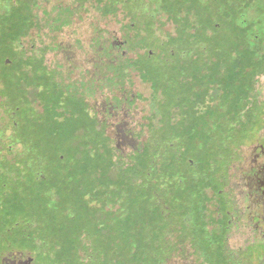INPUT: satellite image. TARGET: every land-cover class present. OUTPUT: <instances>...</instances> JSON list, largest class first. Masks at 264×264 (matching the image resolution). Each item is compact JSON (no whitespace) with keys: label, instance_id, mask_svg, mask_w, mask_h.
Wrapping results in <instances>:
<instances>
[{"label":"trees","instance_id":"obj_1","mask_svg":"<svg viewBox=\"0 0 264 264\" xmlns=\"http://www.w3.org/2000/svg\"><path fill=\"white\" fill-rule=\"evenodd\" d=\"M93 1L102 7L104 16H115L126 4V27L137 31V41L147 58L154 60L161 55L164 64L167 61L168 67H175L170 72L163 70L166 74L161 80L157 73L151 74L156 64L146 72L155 94V127L161 128V140L168 142L170 151V156L161 162L158 180L168 184L186 181L191 177L184 172L181 175L180 170L187 172V167L194 168L193 165L209 167L214 158H230L241 145L257 137L264 118V97L258 80L264 73V33L256 31L261 23L256 15L262 12L256 11L258 0ZM36 6L37 0H15L14 21L7 16L0 19L1 69H10L6 62H12L22 52L18 50L22 39L38 19ZM56 12L62 22L65 19L70 23L71 15ZM165 21L172 24V31L164 29ZM222 38L226 46L221 44ZM162 43L168 45L166 52L160 47ZM182 44L186 50L178 57L176 48ZM236 44L235 52L232 47ZM1 78L5 79L3 93L7 94L8 75ZM169 89L174 90L170 97L173 105L165 107ZM73 108L74 104L65 99L63 122L43 127L48 133L42 141L55 149L43 148L26 137L27 125L21 124L23 136L16 140L23 150L20 163L32 173L41 171L46 184L35 191L28 185L23 195L13 196L12 205L6 207L12 215L7 222L20 221L36 229L37 237L46 246L48 264H141L145 256L155 262V219L158 216L159 228L165 229L166 216L163 212L155 216V206L149 201L153 194L146 186L147 194L138 200V185L128 181L127 171L133 163L116 160L104 128L82 100L77 108L83 125L80 123L77 129L69 126L75 114ZM91 134L96 135V142L90 141ZM50 151L57 155L54 169H64L63 173L57 170L55 174L43 166V155ZM94 158L102 161L94 165ZM148 166L142 164L138 172L148 182L146 185L155 186V174H148L154 170ZM129 182L136 195L129 193ZM133 197L132 203L144 204L134 213L138 216H131L128 210V198ZM120 204L125 205L124 209L118 207ZM145 207L149 210L141 213ZM114 213L119 215L112 216ZM128 230L135 234H128ZM165 236L164 232L160 234L163 245ZM168 254L164 251L163 260Z\"/></svg>","mask_w":264,"mask_h":264},{"label":"flooded vegetation","instance_id":"obj_2","mask_svg":"<svg viewBox=\"0 0 264 264\" xmlns=\"http://www.w3.org/2000/svg\"><path fill=\"white\" fill-rule=\"evenodd\" d=\"M5 1L0 0V19L7 16L13 22L15 0H8V4ZM55 1L50 9L71 15L70 23L63 28H72L76 19L83 17L80 13L88 2ZM49 2L37 0V11L47 10ZM124 12L119 8L114 16L118 28H93L86 41L76 38L66 45L55 40V49L47 52L37 51L35 46L25 50L20 45L18 50L22 52L12 62H6L11 68H0V264H48L46 246L37 237L36 229L20 221L7 222L12 215L6 212V204L16 194H24L27 175L33 177L32 184L41 188L46 184L41 171L32 173L20 163L23 150L16 140L23 136L22 123L33 131L47 124H61L65 115L64 100H70L74 107L82 100L114 145L116 160L133 163V159L149 155L146 140L150 133L141 120L143 102L148 100L152 89L141 80L139 73L131 71L135 58L147 52L141 47L137 51L128 47L138 35L135 29L124 24L120 17L122 14L126 18ZM256 31L263 32V29L258 27ZM149 56L152 57V52ZM5 73L10 83L7 94L3 93L5 79L1 78ZM262 78L264 73L258 76L260 91ZM73 83L86 88L79 94L63 87ZM25 136L31 138L32 134ZM154 166L158 172V163L148 168L154 170ZM193 167H187L192 189L187 180L169 182L171 192L175 187H185L188 198L180 200L178 205L171 203L174 207L168 216H185L183 225L186 226L191 224L188 216H199L208 237L221 236L223 241L233 234L254 241L255 245H264V118L257 137L241 145L230 158L216 157L209 167ZM157 183L160 181L155 180ZM211 220L217 228L208 227ZM173 232L175 229L171 228L164 232L169 242L163 248L170 254L163 264L170 260L173 264H203L204 259L190 238L179 241L175 235V240Z\"/></svg>","mask_w":264,"mask_h":264},{"label":"rangeland","instance_id":"obj_3","mask_svg":"<svg viewBox=\"0 0 264 264\" xmlns=\"http://www.w3.org/2000/svg\"><path fill=\"white\" fill-rule=\"evenodd\" d=\"M89 1L85 4V9L83 8L81 10L82 12L80 13V15L82 14L83 17L77 18L72 28L71 26L68 28H63L64 27L63 22L67 20L64 19V21L62 22V18L60 17V15H58L54 9H50L51 5L57 2L55 0H51V2L46 4L47 10L42 11V9H40L41 11L39 10L36 12L38 19L32 25L31 35L29 37L22 39V42H21L22 48H24L25 50H29L32 46H35L34 47L35 50L40 51V52H47L49 50L51 51L52 49H55V40L59 42H64V44L67 45L68 43H71L73 39H76V38H81L84 41H86L91 36V31L93 28L99 29V28H118L119 27V24L117 23L114 16L106 17L102 15V12H101L102 7L97 6L95 1L93 0H89ZM256 3H257L256 11L262 10V12L259 15L258 14L256 15V17L258 18L257 20L261 21L258 27H261L263 29L262 33H264V0H258V2ZM123 5H124L123 6L124 10L127 9L126 4H123ZM120 17H122V20L124 21V24L126 25L128 23V20L124 18L122 14ZM248 17H251V12L248 13ZM164 20L165 19L163 18V21ZM64 24L66 25L67 22H64ZM164 29L167 31H172L173 26L169 21H165ZM72 30H73V33H71ZM225 30L226 31L229 30V27L225 26ZM224 39L225 38H222L221 44H224L226 46L227 41H225ZM167 46L168 45L166 43L165 44L162 43V45H160V47L162 48L164 52H166ZM237 46L238 45L236 44L234 47H232L234 48L235 52L237 51ZM128 47L130 49H136L137 51V49L140 47V44L137 40H134V42H132V44H129ZM185 50H186V46H184L183 44L177 46L176 48L177 56L180 57L181 55L180 52H184ZM160 57L161 55H156L154 60H152V59L147 58L146 54L144 55L139 54L135 58L134 66H132L131 68L132 73L133 74L139 73L141 80L144 83L150 84V82H148L150 78L149 76L146 75V72H148L147 69L154 67L156 64L157 68L156 70L154 69L153 71H151V74L154 75L155 73H157L158 78H160V80L164 79L166 73L164 74L162 71L163 70L164 71L166 70L169 72L173 71L175 68L174 67L175 64H173L172 62L174 68L170 66L168 67L167 66L168 62L165 61V64H164L161 61ZM175 62L176 60H174V63ZM150 86L152 89L151 84ZM177 86H179V84ZM260 86H261V91L264 94V78L261 79ZM63 87L65 88L67 87V89H69L71 92H74V93L79 92V94L81 92L80 90H83L86 88V86L84 85H80L79 87H77L74 83L73 85L63 84ZM140 90L146 91L143 88L142 89L140 88ZM173 93H174V90L172 89L168 90L167 97H169L168 98L169 102H166L167 104L165 103V107H169L173 105L172 101H170V97L173 95ZM81 94H84V91ZM147 96L149 98L148 100L146 99V102H143V106H142L144 108L143 110L144 113H143V119L141 120V122L145 123L144 128L145 130H148L150 133L148 139L146 140L147 142L146 148H147V152L149 153V156L143 157V159H140V161L138 160L139 161L138 163H136V159H133L132 161L133 164L128 163V164H132L130 165L127 171L129 173L128 177H130V180L128 181L137 184L138 188L140 189V192L137 194L135 190L131 187L132 184L129 182L128 183L129 193L131 195L137 194L139 197L138 200H141L143 199L144 193L147 194V192L144 191V187L146 186L149 192L153 194V197H149L150 198L149 201L152 205L155 206V209H153L152 207L153 211L155 210V216L159 215L160 212H163V214L166 215L167 220L164 223V227L166 226L167 228H171L172 230L175 229V233L173 232L172 238L175 239V235L177 236V239L179 241H182L186 238L188 239L190 238L195 248H197L198 253L204 259L203 264H264V245H255L253 243L254 241H248V240H245V238L243 237H237V236H234L233 234H230L228 238L224 239L223 241H222L221 236L213 235V236L208 237L204 233L205 228L199 216H188V218H190L191 220L190 221L191 224L189 226L183 225V219H184L183 216H168L169 215L168 213L172 212L173 210V207H174L173 205L180 204V200L185 201L188 198V194L185 192V190H183L185 189V187H182V188L175 187L171 192L170 191L171 186L167 182L165 183V182L158 180L157 174L159 175L158 173L159 171L158 172L155 171V166H154V173H155L154 181L157 180V181H160V183L155 184V186L146 185L148 184V182L145 181V179L143 178V174L141 172H138V169L140 168V166L142 164H146L148 166V165H154L158 163V168L160 170L162 160H164V158H167V156H170L169 154L170 151H168V147H167L168 142H162L161 140V136H163L162 132L160 131L161 128L155 127V119H154L155 118V94L153 92V89H152V94L151 95L148 94ZM148 105L151 106V109H149ZM158 107H160V104L157 105V108ZM73 111H75V114H74L73 120L71 118L69 126L72 129H77L79 127V124L81 123L83 125V123L79 121L80 118L78 117V108L74 107ZM43 127L44 126H39L36 130L33 131L32 128L30 129L29 126H27L26 131L27 133H31L32 134L31 139L37 141L39 145L42 146L43 148L46 147V149H55L54 146L47 147L46 144L42 141V139H45L48 133L43 129ZM164 134L166 135V133ZM89 136L88 137L90 138L91 142L97 141L96 135L91 134ZM69 140L68 142H70L71 144V140L70 141ZM43 156H44L43 166L46 167V169L49 168L55 174H57V170L61 173L64 172V169H54V167L55 168L57 167L56 152L50 151L49 154L45 152ZM100 161H102V159L94 158L92 163L95 165V164L100 163ZM102 163H105V162H102ZM106 169L109 170L108 167H106ZM180 171H181V175L186 174V176L188 175L190 178L189 174L191 173H189L188 171L186 172L185 170H180ZM183 172L185 174H183ZM112 173H115V171L113 170ZM25 180H26L25 183H27V185H29V187L33 189L32 191H35L36 188H38L37 185L32 184L33 177L30 174L25 177ZM190 181L192 182L191 178L188 179L186 183L190 185ZM192 183L189 186L190 188L192 187ZM186 189L188 188L186 187ZM142 191H143V194L141 193ZM128 199L131 204V205L130 204L128 205V210L132 212L130 213L131 216H138L134 213L138 211L139 207L144 206V204L141 201L138 202L137 204H136V201L132 203L134 200V197L128 198ZM173 202L175 203L171 205V203ZM11 205L12 203H10L9 205L6 204V207L7 206L10 207ZM118 207L124 209L125 205L120 204L118 205ZM147 208L149 210V207H145L144 209L141 210V213L143 211H147ZM118 215H119L118 213L112 214V216H118ZM158 220L159 218L157 216V219H155V232H154L155 233V246H153L154 251L157 254L158 258L156 259L155 262H153L149 256H145V258L143 259V263L141 262V264H163L164 263L163 262V254H164L163 239L162 237H160V234L165 232L167 228L160 229L158 226V222H159ZM109 227H110V230H112L111 225H109ZM208 227L217 228L218 226H216V223H214L213 220H211L209 222ZM111 234H113V230ZM128 234H135V231L128 230ZM150 234H153V233H150ZM165 242L166 243L169 242V238L167 235L165 236ZM147 251L149 250L146 249L145 252ZM172 262L173 261L170 260L167 264H173Z\"/></svg>","mask_w":264,"mask_h":264}]
</instances>
